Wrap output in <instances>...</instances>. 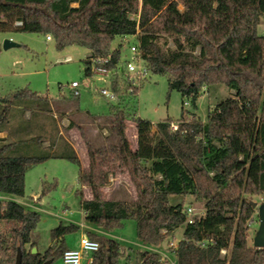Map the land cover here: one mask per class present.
<instances>
[{
  "label": "trees",
  "instance_id": "trees-1",
  "mask_svg": "<svg viewBox=\"0 0 264 264\" xmlns=\"http://www.w3.org/2000/svg\"><path fill=\"white\" fill-rule=\"evenodd\" d=\"M262 23L264 0H0V33L50 35L58 49L79 45L91 56L110 57L107 67L116 74L110 88L117 96L108 116L114 139L100 146L82 133L87 168L60 134L47 96L21 88L1 97L0 132L8 134L0 138V193L23 197L25 176L33 166L52 158L71 161L78 165L79 184L92 194L81 198L84 219L107 231L134 219L138 239L150 248L160 246L185 222L183 203L172 204L170 196L192 193L205 201L206 210L184 227L174 249L177 264H264V248L248 240V222L257 211L251 197L264 194V35L258 31ZM162 34L173 38L174 48L161 43ZM126 36H137L149 70L167 77L169 91L181 93L177 129L166 119L153 132L150 120L131 111L137 92L128 93L122 54L112 47L114 40ZM84 65L89 77L87 58ZM218 84L235 95L219 102L207 122L187 120L190 111L184 109V101L197 109L202 88ZM26 111L30 120L11 132L7 126L15 114ZM35 117L41 119L39 130L31 136L26 125ZM128 118L137 131L136 148L127 135ZM122 172L137 188L132 202L108 199L102 190L109 175ZM0 220L17 224L10 246L5 247L0 237V264H15L18 248L22 264L49 259L56 264L69 248L65 236L79 230L76 224L60 223L51 230L54 244L32 253L39 212L0 199ZM86 233L99 242L92 264H121L123 251L117 240ZM201 240L207 241L205 247L197 245ZM222 248L228 249L225 257L220 256ZM137 259L139 264H167L159 252L147 249L137 251Z\"/></svg>",
  "mask_w": 264,
  "mask_h": 264
},
{
  "label": "rangeland",
  "instance_id": "rangeland-1",
  "mask_svg": "<svg viewBox=\"0 0 264 264\" xmlns=\"http://www.w3.org/2000/svg\"><path fill=\"white\" fill-rule=\"evenodd\" d=\"M179 8L184 10L181 3ZM262 28L263 23L258 26V31L261 32ZM0 36L2 42L9 38L18 44V46L8 49H4L1 45L0 96H6L16 89L28 88L42 96L50 97L54 103L51 113L56 115L61 132L73 144L81 161L85 159L86 154L83 135L100 146L107 145L114 139L110 134L108 116L111 105L116 104V102L100 93L103 88L111 89L110 82L116 76L114 72L108 76L98 74L92 77L86 76L84 60L89 51L79 45L58 49L54 40H47L46 35L39 33L11 31L2 32ZM160 37L162 44L166 43L167 47L174 48L173 38L165 34ZM136 42L137 36H126L125 39L121 37L114 40L112 47L120 49L122 44L123 47H130ZM120 52L122 54L121 66L125 68L131 53L129 49L120 50ZM125 76L128 77L127 74ZM72 81L80 83V95L78 97L71 93ZM235 93L234 90L229 89L224 84L207 88L205 92L202 91V95L205 94V96L199 98L197 109L184 105V109L190 111L186 116L187 120L200 119L204 123L207 122L210 111L219 102L234 96ZM182 99L178 90L169 91L168 79L165 75L154 74L149 71L136 95V102L131 105L133 106L131 111L136 116L150 120L155 124V127L158 122L166 119H172L173 123L178 125ZM87 112L101 117L96 126L85 114ZM40 120L35 117L32 123H27V130H31L33 133L38 132ZM72 122L74 126H72ZM127 123V135L132 148H135L137 145L135 124L132 118H128ZM49 126L51 127L50 124ZM103 128H105V134L102 132ZM153 131L155 132V128ZM93 133L96 135L95 139L91 136ZM78 171L77 164L65 159L52 158L36 164L28 170L25 176V195L23 197L0 193V199L14 200L26 209L39 212L40 220L32 233V242L35 243L34 248L37 249V252H44L50 245L54 244L51 236L53 228L60 223L64 225L73 223L79 226V230L65 236L69 247H78L81 235L87 234V231H93L113 238L120 243L123 251L121 264H139L137 251L145 249L151 251L158 249L167 253L169 258L175 259L174 248L170 247L169 243L172 239L178 243L183 236V226L175 230L173 236H168L160 246L151 247V249L138 239L134 219L126 220L122 227L110 231L87 222L84 219L85 212L81 207V198L90 199L92 194L88 186L79 184ZM210 175L213 173L210 172ZM102 190L108 199L132 202L137 198V188L131 182L129 175L124 172L109 175L108 183ZM251 199L257 210L252 217L254 222L251 225L248 224V240L253 245V239L259 225L258 207L264 201V194L252 196ZM170 202L172 204L182 202L184 208L194 207L196 216L202 215L206 210L205 201L192 193L171 195ZM14 225L17 224L0 220V237L6 240L5 247L12 243ZM29 247L27 246V249Z\"/></svg>",
  "mask_w": 264,
  "mask_h": 264
},
{
  "label": "built area",
  "instance_id": "built-area-1",
  "mask_svg": "<svg viewBox=\"0 0 264 264\" xmlns=\"http://www.w3.org/2000/svg\"><path fill=\"white\" fill-rule=\"evenodd\" d=\"M16 24L20 25L21 22H17ZM261 32L264 35V23H263V28ZM46 37H47V40L52 39L50 35H47ZM128 49L130 50L131 56H130V59L126 62V66L124 68L126 74L128 75V80L130 83L128 93L136 94V92L138 93L143 81L146 79L150 70H149V67L146 61L143 59L140 53L137 42L135 44H132L130 47H123V44H122V47L120 48L121 51H126ZM87 59L89 60L90 65H91V75L89 77H92L95 74H98L101 76H108L110 75V73H112L110 69L107 67V64L110 61V57L103 58V57H95V56L88 55ZM70 89L72 91L71 93L73 96L78 97L80 95V83L79 82L72 81L70 85ZM205 90H207L206 86L202 88L203 92H205ZM100 93L106 98H110L111 100H114V101L117 98L116 93L112 89L103 88L101 89ZM184 105L191 106V103L190 101L185 100ZM217 112H220V110L218 109ZM172 127L173 129H177L178 125L173 123ZM184 213L186 215V219L183 224V227L193 224L195 222L196 217H200L204 214L203 213L200 216H196L195 208L191 206L184 208ZM253 222H254V219L251 218L248 224L251 225ZM161 231L162 233H167L166 229H161ZM177 244L178 243H176L175 240L173 239L170 240V243H169L170 247L175 249L177 247ZM197 245L201 247H205L207 245V241L206 240L198 241ZM98 249H99L98 241L91 239L86 234L81 235L80 240H79V246L76 248H68L64 252V255L61 258V260L56 264H92L94 253L98 251ZM154 250L161 254L162 258L167 261V264H177L176 256H175V259H171L169 258L167 253L161 250H158V249H154ZM227 253H228V249L226 248H222L220 250L221 257H225Z\"/></svg>",
  "mask_w": 264,
  "mask_h": 264
},
{
  "label": "crops",
  "instance_id": "crops-1",
  "mask_svg": "<svg viewBox=\"0 0 264 264\" xmlns=\"http://www.w3.org/2000/svg\"><path fill=\"white\" fill-rule=\"evenodd\" d=\"M0 40H1V45H2V38H1V36H0ZM88 55H90V52H89V54ZM88 55H87V57H88ZM86 57V58H87ZM85 58V59H86ZM205 96V94H203L201 97L203 98ZM1 97H4V96H0V98ZM48 97V96H47ZM48 99L50 100V103H51V105L52 104H54L53 103V101L51 100V98L50 97H48ZM53 99V98H52ZM199 101V100H198ZM78 105V104H77ZM78 107V106H77ZM78 109H80V108H78ZM86 115H88L89 116V118L91 119V122H92V124H94L95 126H96V124H97V121H98V119H100L98 116H94V115H91V114H89L88 112L87 113H85ZM31 116V113H30V111H26L24 114H19V112H17L16 114H15V117L12 119V122H11V124H8V129L11 131V132H16V129L18 128V126H19V124L20 123H24V122H27V121H29L30 120V117ZM54 118H55V120H56V122H57V124H58V127H59V130H60V134L61 135H63V133L61 132V129H60V125H59V123H58V121H57V117H56V115L54 114ZM155 128V131H156V127H155V124L153 123V128H152V131H153V129ZM30 134H32L33 133V131H28ZM102 132L105 134V128H103L102 129ZM154 132V131H153ZM7 134H8V131H1L0 132V138H4V137H6L7 136ZM32 135H35V133H33ZM64 136V135H63ZM91 136L95 139V137H96V135H94V133L93 134H91ZM65 137V136H64ZM66 138V137H65ZM69 142H70V140L68 139V138H66ZM70 144H71V142H70ZM72 146H73V144H71ZM50 146V142L48 141V140H46V141H44V144H43V147H49ZM137 146V145H136ZM74 147V146H73ZM136 148V147H135ZM75 149V148H74ZM76 150V149H75ZM77 152V151H76ZM78 154V153H77ZM80 158V157H79ZM85 159H82V161H81V159H80V161H81V164L83 165V167H85V168H87L88 167V165H89V160H88V156H87V152H86V154H85V157H84ZM84 160V161H83ZM69 248H76V247H69Z\"/></svg>",
  "mask_w": 264,
  "mask_h": 264
},
{
  "label": "water",
  "instance_id": "water-1",
  "mask_svg": "<svg viewBox=\"0 0 264 264\" xmlns=\"http://www.w3.org/2000/svg\"><path fill=\"white\" fill-rule=\"evenodd\" d=\"M2 45L4 49H8L13 46H18L17 43H15L14 41H12V39L9 38L4 39ZM258 220H259V225L253 239V246L256 248H264V201L258 207ZM32 251H33L32 253H36L37 249L33 247ZM15 264H22L21 248H18ZM34 264H38V263H34ZM40 264H52V260L49 259ZM108 264H112L110 260Z\"/></svg>",
  "mask_w": 264,
  "mask_h": 264
}]
</instances>
